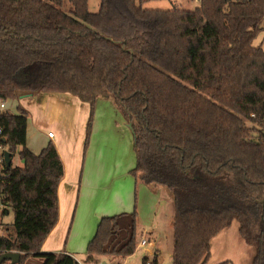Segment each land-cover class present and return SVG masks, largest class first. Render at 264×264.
<instances>
[{
    "label": "trees",
    "instance_id": "1",
    "mask_svg": "<svg viewBox=\"0 0 264 264\" xmlns=\"http://www.w3.org/2000/svg\"><path fill=\"white\" fill-rule=\"evenodd\" d=\"M146 1L100 0L91 12L89 0H0V147L23 161L1 164L2 215L13 214L15 236H0V257L80 264L41 251L58 222L64 166L52 142L39 153L27 147L29 113L8 106L70 93L90 104L86 146L99 97L131 125V174L172 197V264H208L212 239L234 221L254 248L251 264H264V36L255 44L264 0H197L192 11ZM137 222L136 211L103 217L88 260L132 256Z\"/></svg>",
    "mask_w": 264,
    "mask_h": 264
},
{
    "label": "crops",
    "instance_id": "2",
    "mask_svg": "<svg viewBox=\"0 0 264 264\" xmlns=\"http://www.w3.org/2000/svg\"><path fill=\"white\" fill-rule=\"evenodd\" d=\"M19 99L23 98L19 97L11 104L21 105ZM62 100L64 97L56 101L59 103ZM67 100L70 99L66 98L64 103ZM71 108L75 111V107ZM90 109L89 105V111H86L89 113L87 123ZM47 118L50 124L61 126L58 139L56 134L53 138L48 137L50 130L45 134L31 125L29 116L27 147L39 153L47 143L52 142L62 160L64 176L58 187V222L44 240L41 251H64L80 264H83L81 259L86 264H101L104 261L107 264H130V258L134 254L127 258L120 257L119 261L110 256H96L90 261L87 246L95 236L103 217L136 211L137 247H141V240L146 239L144 258L151 261L154 254L158 253L160 264L163 247L170 252L167 241H173L172 197L164 188H152L132 177L131 172L136 167L134 136L114 100L111 97H99L96 100L87 146V124L85 136L81 135L79 140L73 142L71 126L67 125V119L62 113L53 112ZM19 160L23 164L20 158ZM138 190L145 201L143 204L136 196ZM172 251L173 248L170 258ZM32 259L34 258L29 261Z\"/></svg>",
    "mask_w": 264,
    "mask_h": 264
},
{
    "label": "rangeland",
    "instance_id": "3",
    "mask_svg": "<svg viewBox=\"0 0 264 264\" xmlns=\"http://www.w3.org/2000/svg\"><path fill=\"white\" fill-rule=\"evenodd\" d=\"M99 5L100 0H89V8L91 12H97L99 10ZM174 6H178L184 10L192 11L197 6H199V2L197 0H147L144 4V7L146 9L154 10H170ZM263 36L264 32H262L256 39V45H258L262 41ZM62 97H64V100L66 98H69L70 100H67L66 103H64V100L57 103L56 100H61ZM18 101L20 102L21 106L28 111L30 121H32L31 125L35 126V128L37 127L45 134H47V132L50 130L51 132L57 135L56 139H58L61 132V126H58L57 124H50L47 115L53 112H59L62 113L63 117H66L67 125L71 126V137L73 138V142H75L76 139L79 140L81 135L85 136L87 116H89V113H86V111H89L90 104L81 101L78 97L70 93H42L39 95L19 99ZM8 106L12 111H14V103L10 104L9 102ZM67 106H69V108ZM71 107H75V111ZM247 125L251 128L259 129L257 125L248 121ZM256 135L257 133L253 134L254 137H256ZM12 160L14 166L22 165V162H20L18 155H15ZM133 164L135 165L134 161ZM0 169H2L1 164ZM132 177L135 179L133 175ZM136 196H138V199L142 204L145 203L139 190L138 195ZM172 207L174 208L173 205ZM2 211L3 208L2 206H0V236L10 235L14 237L15 230L12 226L13 214L10 213L9 215L3 216ZM170 240H168L167 243H169V248H171V252L173 248V241ZM162 250L163 256L161 257L160 264H172L171 258L169 256L170 252L166 250V247H163ZM145 251L146 248L144 246L137 247V250L135 251L134 255L130 258V264H134L135 262L143 264V258L146 257ZM210 252L211 254L208 264H218L226 260L230 261V264H251L252 257L254 255V248L247 245L241 238L239 234V223L237 221H234L229 227L222 230L216 237L212 239ZM114 258L117 261L121 260L120 257ZM81 260H83V264H86L84 259ZM26 264H42V261L38 258H34L30 261L27 260Z\"/></svg>",
    "mask_w": 264,
    "mask_h": 264
},
{
    "label": "water",
    "instance_id": "4",
    "mask_svg": "<svg viewBox=\"0 0 264 264\" xmlns=\"http://www.w3.org/2000/svg\"><path fill=\"white\" fill-rule=\"evenodd\" d=\"M32 96L31 94H27V95H23L21 96V98H26V97H30ZM129 127L131 128V125L129 124ZM4 160L5 163L7 165V167L10 166L11 162H12V154L9 153L8 151L4 152ZM10 260L12 264H17L19 262L20 259V254L16 253V252H8V253H4L1 257L0 260ZM101 264H107L106 261L102 262Z\"/></svg>",
    "mask_w": 264,
    "mask_h": 264
},
{
    "label": "built area",
    "instance_id": "5",
    "mask_svg": "<svg viewBox=\"0 0 264 264\" xmlns=\"http://www.w3.org/2000/svg\"><path fill=\"white\" fill-rule=\"evenodd\" d=\"M6 107H7V102L3 101V102L0 103V108L1 109H5ZM0 133H1V130H0ZM48 137L49 138H53L54 137V133L51 132V131L48 132ZM0 150H1V152H0V164H3L5 162V160H4V152L5 151H4L3 147H0ZM0 206H1V204H0ZM140 244H141V246H145L147 244L146 239L141 240ZM147 264H150V261H148Z\"/></svg>",
    "mask_w": 264,
    "mask_h": 264
}]
</instances>
